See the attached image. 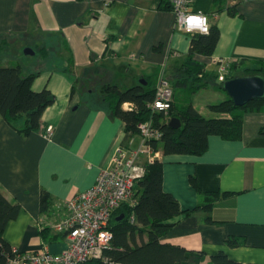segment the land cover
<instances>
[{
  "label": "crops",
  "instance_id": "0c3cea01",
  "mask_svg": "<svg viewBox=\"0 0 264 264\" xmlns=\"http://www.w3.org/2000/svg\"><path fill=\"white\" fill-rule=\"evenodd\" d=\"M229 8H235L234 17ZM189 10L219 30L213 55L194 57L209 75L192 105L205 118L222 117L208 109L227 99L211 76L218 75V63H264V0H194ZM175 21L168 0H0V40H33L37 64L19 54L15 64L24 75L38 74L32 91L46 88L55 98L28 135L0 116V193L20 208L3 231L11 247L34 252L45 245L54 254L66 248L62 234L49 232L50 241L43 242L40 227L65 215L63 201L92 187L125 139L124 122L106 111L104 87L126 89L147 79L154 88L162 77L171 78L190 48V35L176 30ZM71 61L67 75L62 68ZM48 127L53 128L49 137ZM130 139L136 148L138 135ZM158 161L163 190L181 211H192L202 200L191 179L202 193L217 194L209 213L175 218L162 243L203 253L201 264H212L211 256L219 252L241 264H264V112L244 114L238 140L210 136L201 156L160 153ZM42 191L51 201L45 213ZM231 238L238 246L226 245Z\"/></svg>",
  "mask_w": 264,
  "mask_h": 264
},
{
  "label": "trees",
  "instance_id": "16d2710c",
  "mask_svg": "<svg viewBox=\"0 0 264 264\" xmlns=\"http://www.w3.org/2000/svg\"><path fill=\"white\" fill-rule=\"evenodd\" d=\"M227 14L234 17L235 8L227 9ZM218 40L219 30L215 25L209 24L207 34H190L187 56L179 60L171 78L167 77L174 93L167 116L152 113L148 108L154 98V88L147 79H140L146 84L139 83L138 80L135 85L126 89L112 85L104 87L106 94L103 101L106 111L125 124L124 141L137 134L139 123L149 119L153 120L154 127L161 132V142L153 143V148L159 150L162 156H201L207 151L210 136H218L227 141L240 139L244 114L264 112V99L253 100L238 107L227 96L226 100L208 106L212 113L222 115L216 118L203 117L192 105L193 95L206 87L209 75L194 57L199 55L210 58ZM70 64L62 68L67 75H72L73 62ZM37 75H24L18 65L0 66V116L20 135H28L37 130L43 111L55 101L46 88L40 92L32 91L31 83ZM247 75H261L264 78V63H234L230 65L226 80ZM213 78H218V75L211 76V79ZM74 84L76 81L71 93L74 91ZM222 84L219 85L221 89ZM124 103L132 104V110H123ZM171 118L180 121L181 126L178 129L168 125ZM21 120L23 125L19 127ZM191 184L202 200L195 209L184 212L181 211L178 201L163 190V164L156 161L148 165L145 175L134 187V203L121 205L109 221L108 229L112 233V240L110 248L104 253L106 261L91 260L86 264H201L203 253L187 251L182 247L161 242V238L176 224L175 218L197 210H203L205 213L211 211L212 201L217 199V194L202 193L198 190L195 179H191ZM50 207V197L47 192L42 191L40 212L45 213ZM19 210L17 204L10 203L0 193V264H6L7 259L12 256V247L3 239V231L7 223L17 217ZM206 222L214 223L209 217ZM49 232L51 231L48 226L40 227L39 235L43 242L50 241ZM226 245L236 247L238 243L236 239L231 238L226 240ZM211 263L241 264L228 259L223 252L211 256Z\"/></svg>",
  "mask_w": 264,
  "mask_h": 264
},
{
  "label": "built area",
  "instance_id": "2783aa9c",
  "mask_svg": "<svg viewBox=\"0 0 264 264\" xmlns=\"http://www.w3.org/2000/svg\"><path fill=\"white\" fill-rule=\"evenodd\" d=\"M194 0H168L176 15L175 29L185 34H207L209 23L205 15L191 12ZM174 57H179L173 53ZM230 64H219L218 81L223 83L229 73ZM173 89L166 77L154 87V98L148 108L152 113L167 116L173 102ZM130 103L122 104L123 110H132ZM52 127L46 129L47 137ZM137 135L140 143L132 147L131 139L119 145L111 158L110 166L101 170L95 183L89 189L79 192L63 201L65 215L48 226L53 234H62L66 248L57 254L51 253L45 245L34 252H20L12 247V256L6 264H86L91 260L104 259L110 248L112 233L109 221L121 205L134 203V187L146 173V167L160 158V151L153 143L161 142V132L154 127L153 120L139 123Z\"/></svg>",
  "mask_w": 264,
  "mask_h": 264
},
{
  "label": "water",
  "instance_id": "95a60500",
  "mask_svg": "<svg viewBox=\"0 0 264 264\" xmlns=\"http://www.w3.org/2000/svg\"><path fill=\"white\" fill-rule=\"evenodd\" d=\"M23 53L28 56L34 55L30 48L24 49ZM139 83L146 84L142 80ZM222 89L236 106L241 107L253 100L264 99V78L261 75L237 76L223 82ZM168 125L178 129L181 123L178 119L171 118Z\"/></svg>",
  "mask_w": 264,
  "mask_h": 264
},
{
  "label": "rangeland",
  "instance_id": "374dc122",
  "mask_svg": "<svg viewBox=\"0 0 264 264\" xmlns=\"http://www.w3.org/2000/svg\"><path fill=\"white\" fill-rule=\"evenodd\" d=\"M33 40H12V39H7V38H2L0 40V50L2 48V46L4 45V49L2 48V50L0 51V61L2 62V64H0L1 66L4 65L5 67H14L16 66V62L18 58H26L25 60H31V62L33 63V65L37 64V60H38V52H36V54H34L33 56H26L23 52L24 49L26 48H30V49H34L35 48V44H32ZM26 44H29L30 46H27ZM34 51V50H33ZM18 54L20 55V57L18 56ZM218 85V84H216ZM151 87H153V83H151ZM178 98V91H176V96L175 99ZM202 99H205L206 96L202 95L201 97Z\"/></svg>",
  "mask_w": 264,
  "mask_h": 264
}]
</instances>
